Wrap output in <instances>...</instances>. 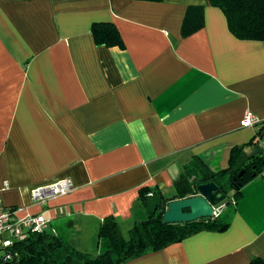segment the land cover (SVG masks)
Returning <instances> with one entry per match:
<instances>
[{"label": "crops", "instance_id": "crops-1", "mask_svg": "<svg viewBox=\"0 0 264 264\" xmlns=\"http://www.w3.org/2000/svg\"><path fill=\"white\" fill-rule=\"evenodd\" d=\"M189 5L205 6L204 27L183 36ZM104 21L124 47L95 43ZM247 112L259 122L244 125ZM237 145L264 156V41L237 38L210 0H0V185L18 216L44 215L48 232L95 256L105 219L123 234L147 217L141 188L177 199L186 165L220 171ZM62 178L71 191L32 200ZM229 208L226 231L124 264L264 259V178Z\"/></svg>", "mask_w": 264, "mask_h": 264}, {"label": "trees", "instance_id": "trees-1", "mask_svg": "<svg viewBox=\"0 0 264 264\" xmlns=\"http://www.w3.org/2000/svg\"><path fill=\"white\" fill-rule=\"evenodd\" d=\"M225 14L230 31L239 39L264 41V0H210ZM204 5H189L182 24V35L188 36L204 27ZM92 34L97 45L124 47L123 39L116 24L111 21L96 22ZM243 174L238 177V174ZM264 171V156H248L243 145L232 148L228 167L212 171L200 157L184 167L182 177L189 188L179 195L184 198L196 195L202 183L216 182L226 193V209L218 217L199 218L179 223L163 220L162 207L154 214L136 221L125 237L113 218H107L99 228L98 237L101 251L97 255L81 251L69 242L48 231L31 232L15 239L10 246L3 247L0 264H124L128 260L150 252L158 251L171 244L197 234L201 231L224 232L232 221L229 206L236 203L241 189ZM238 180L234 182V179ZM233 190L232 195L229 191ZM149 187L140 189V200L146 206ZM176 198V197H175ZM170 199V198H166ZM5 253H11L5 259ZM249 264H264V259L254 257Z\"/></svg>", "mask_w": 264, "mask_h": 264}, {"label": "built area", "instance_id": "built-area-1", "mask_svg": "<svg viewBox=\"0 0 264 264\" xmlns=\"http://www.w3.org/2000/svg\"><path fill=\"white\" fill-rule=\"evenodd\" d=\"M244 125H255L259 122L257 116L247 112L244 117ZM264 178V171L261 173ZM74 184L70 178H62L49 184L33 187L31 197L34 202L44 204L49 197L66 194L71 191ZM2 187L0 185V246H10L15 239L23 238L31 232H44L49 227V219L42 214H29L24 217L17 215L14 209L4 206L1 197ZM225 202L214 206L213 217H218L225 208ZM6 235H10L6 237ZM5 259L12 257L11 253H5Z\"/></svg>", "mask_w": 264, "mask_h": 264}, {"label": "water", "instance_id": "water-1", "mask_svg": "<svg viewBox=\"0 0 264 264\" xmlns=\"http://www.w3.org/2000/svg\"><path fill=\"white\" fill-rule=\"evenodd\" d=\"M241 171L238 174L240 177ZM234 179V182L238 180ZM198 193L193 196L165 199L162 195L152 193L147 196L146 207L150 214H154L160 208H164L163 220L167 223H179L210 218L214 215V206L226 201V193L216 182H207L198 185Z\"/></svg>", "mask_w": 264, "mask_h": 264}, {"label": "rangeland", "instance_id": "rangeland-1", "mask_svg": "<svg viewBox=\"0 0 264 264\" xmlns=\"http://www.w3.org/2000/svg\"><path fill=\"white\" fill-rule=\"evenodd\" d=\"M232 193H233V190H230L229 191V195H232ZM123 230V235L125 236V237H127L128 236V229H126V228H123L122 229Z\"/></svg>", "mask_w": 264, "mask_h": 264}]
</instances>
